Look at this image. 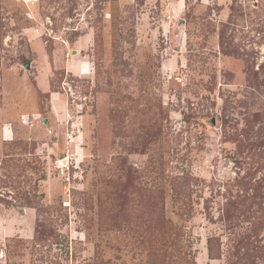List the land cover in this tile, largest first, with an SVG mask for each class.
I'll return each mask as SVG.
<instances>
[{
  "label": "rangeland",
  "instance_id": "374dc122",
  "mask_svg": "<svg viewBox=\"0 0 264 264\" xmlns=\"http://www.w3.org/2000/svg\"><path fill=\"white\" fill-rule=\"evenodd\" d=\"M0 264H264V0H0Z\"/></svg>",
  "mask_w": 264,
  "mask_h": 264
},
{
  "label": "bare ground",
  "instance_id": "6f19581e",
  "mask_svg": "<svg viewBox=\"0 0 264 264\" xmlns=\"http://www.w3.org/2000/svg\"><path fill=\"white\" fill-rule=\"evenodd\" d=\"M75 57V56H74ZM62 166V165H61Z\"/></svg>",
  "mask_w": 264,
  "mask_h": 264
}]
</instances>
